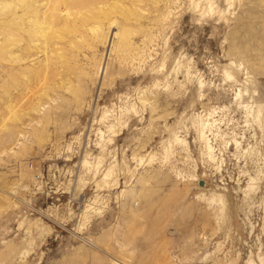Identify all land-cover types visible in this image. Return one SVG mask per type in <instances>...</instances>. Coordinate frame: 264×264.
<instances>
[{"label": "rangeland", "instance_id": "1", "mask_svg": "<svg viewBox=\"0 0 264 264\" xmlns=\"http://www.w3.org/2000/svg\"><path fill=\"white\" fill-rule=\"evenodd\" d=\"M0 264H264V0H0Z\"/></svg>", "mask_w": 264, "mask_h": 264}]
</instances>
